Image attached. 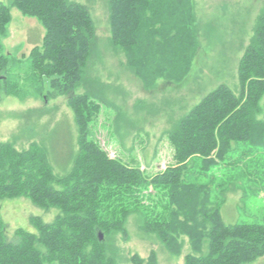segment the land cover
Instances as JSON below:
<instances>
[{"label": "trees", "instance_id": "obj_1", "mask_svg": "<svg viewBox=\"0 0 264 264\" xmlns=\"http://www.w3.org/2000/svg\"><path fill=\"white\" fill-rule=\"evenodd\" d=\"M13 9L38 20L45 30L42 44L25 63L45 101L69 97L78 149H72L62 166L66 172L58 174L43 142L33 141L26 150L0 142V202L26 198L47 212H60L52 224L30 218L31 230L17 229L13 242L0 206V264H116L107 240L114 234L127 238L126 223L133 213L142 216V230L155 235L173 256L182 255L187 239L191 253L184 264H254L264 257V220L226 224L221 213L225 196L213 200L211 184L198 182L219 170L231 174L242 165L246 174L264 151V7L239 61V89L217 87L167 133L178 167L168 171L172 176L166 182L152 186L145 179L91 180L92 126L102 106L86 90L87 69L98 44L86 6L71 0L0 3V103L27 94L15 73L24 61L6 53L2 43ZM109 13L112 45L123 52L145 90L160 81L180 84L188 78L200 50L194 0H109ZM81 88L85 92L78 94ZM239 145L243 153L234 157ZM245 157L249 159L241 163ZM131 264L158 260L152 252L147 259L133 256Z\"/></svg>", "mask_w": 264, "mask_h": 264}, {"label": "rangeland", "instance_id": "obj_2", "mask_svg": "<svg viewBox=\"0 0 264 264\" xmlns=\"http://www.w3.org/2000/svg\"><path fill=\"white\" fill-rule=\"evenodd\" d=\"M71 1L89 9L98 39L87 69L90 81L86 89L100 99L102 106L92 126L91 180L136 183L145 179L151 186L166 182L172 176L168 171L178 167L167 133L217 87L227 85L237 92L239 61L253 36L264 0H194L201 37L192 71L180 84L160 81L149 91L128 68L123 52L112 45L109 0ZM2 2L9 4V0ZM12 18L8 37L2 43L6 53L15 60L24 61L17 65L15 73L27 94L24 99L9 97L0 103V142L14 143L19 150L28 149L33 141L43 142L50 158L53 156L58 174H64L67 169L62 170V166L72 149H78L69 97L49 98L47 102L40 96L42 89L33 77L30 78L25 61L32 49L42 44L44 36L40 33L44 34L45 30L38 20L24 17L16 9L12 10ZM84 92L85 89L78 90V94ZM262 104L264 106V100ZM243 150L239 145L234 157L241 155ZM247 159L240 161L244 163ZM258 159V164L252 163L246 174L242 165L234 168L231 174L219 170L198 178L199 184H211L213 200L219 201L221 195L225 196L221 213L228 225L264 220V151ZM148 176L151 179H147ZM150 192H153L152 187ZM0 206L11 211L6 216L7 238L13 242H17V229L29 228L30 218L40 217L52 224L60 214L57 209L47 212L26 198L1 201ZM15 219L23 222L20 224ZM142 224V216L133 213L126 223L127 238L114 234L107 240L108 253L116 264H131L135 255L147 259L152 252L158 264H184L185 256L191 253L187 239H184L182 255L173 256L155 235L142 230ZM254 264H264V257Z\"/></svg>", "mask_w": 264, "mask_h": 264}, {"label": "crops", "instance_id": "obj_3", "mask_svg": "<svg viewBox=\"0 0 264 264\" xmlns=\"http://www.w3.org/2000/svg\"><path fill=\"white\" fill-rule=\"evenodd\" d=\"M3 0H0V3H3L2 2ZM33 24V23H32ZM34 25V24H33ZM40 34H42V36H44V34L43 33H40ZM39 34V35H40ZM31 39H32V37H31ZM241 59V58H240ZM164 82V81H163ZM17 200H20V199H17ZM13 201H16V200H13ZM17 202H19V201H17ZM11 213V211H9L8 209H3V207L1 208V214H2V217H3V220H4V222L6 223V224H8V222H7V220H8V217H6V216H8L9 214ZM15 220H17V221H19L18 219H15ZM27 221H28V219H27ZM23 221H19V223L21 224ZM20 229V228H19ZM27 230H31V226H30V220H29V228L27 229Z\"/></svg>", "mask_w": 264, "mask_h": 264}, {"label": "water", "instance_id": "obj_4", "mask_svg": "<svg viewBox=\"0 0 264 264\" xmlns=\"http://www.w3.org/2000/svg\"><path fill=\"white\" fill-rule=\"evenodd\" d=\"M103 239V236H101V240Z\"/></svg>", "mask_w": 264, "mask_h": 264}]
</instances>
